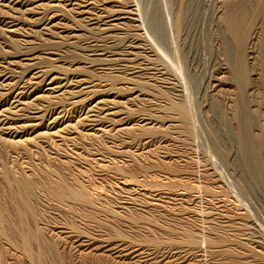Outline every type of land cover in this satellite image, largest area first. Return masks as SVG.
Segmentation results:
<instances>
[{"label": "rangeland", "instance_id": "374dc122", "mask_svg": "<svg viewBox=\"0 0 264 264\" xmlns=\"http://www.w3.org/2000/svg\"><path fill=\"white\" fill-rule=\"evenodd\" d=\"M87 1L0 0V264H264L263 17L242 79L219 21L257 0Z\"/></svg>", "mask_w": 264, "mask_h": 264}, {"label": "bare ground", "instance_id": "6f19581e", "mask_svg": "<svg viewBox=\"0 0 264 264\" xmlns=\"http://www.w3.org/2000/svg\"><path fill=\"white\" fill-rule=\"evenodd\" d=\"M86 4L84 3V7L86 6H89V4H91V1H87L86 0ZM94 2V1H93ZM219 3V2H218ZM221 3V2H220ZM80 4V3H79ZM82 4V3H81ZM250 4V3H248ZM203 5V4H202ZM247 5V4H246ZM82 6V7H83ZM194 6V5H192ZM221 4L219 5V8H218V12L220 13V10H223L222 8H220ZM248 6V5H247ZM253 6V5H252ZM160 7V6H159ZM158 7V4L156 3L155 4V7H153V13H151V17H150V21H149V24L151 26V29L153 30L154 34L158 37V41H160L159 43L164 46V47H171L173 48V40H172V34H171V28L172 26H170L171 24V20H170V15L169 14H166L164 11L165 8L162 9ZM97 8V7H96ZM201 8V7H199ZM227 8V7H226ZM121 9V8H119ZM192 9V8H191ZM225 9V8H224ZM124 10V9H123ZM217 10V9H216ZM125 13H128V14H134L132 10H125L123 11ZM122 12V13H123ZM188 12H190L188 9L187 10H184V12H182V14H179L174 22L176 24V26L178 25V28L179 26L181 27V29H183V27L185 26V28H187V26L190 24L192 18L190 16L187 17V14ZM222 12V11H221ZM259 13H262V17H263V20L262 21V25L261 23H259L262 27L260 28L261 29V34L259 32V34L262 38V45L263 46V51L262 53V58L261 59V69H262V87H263V92H264V0H257L256 1V5H254V7H251V8H243L242 7V10L240 11H236L234 8H227V10H225V12L221 15V19L219 20L220 21V24L222 25V31H223V34H225L226 36H224V50H225V53H226V57L228 58V60L230 61L229 63H231L233 65V68H234V71L236 73V75L239 77V78H243V75H244V66H243V61H242V54L244 53L243 49H244V45L245 43L247 42L246 40L248 39L249 37V31H250V20L257 14ZM112 14V12H111ZM193 14V13H192ZM114 15V14H113ZM113 15H102L103 17L100 18L99 16V20H98V24H105L106 27H109L112 26V22L110 23V21L112 20L111 18L113 17ZM190 15V14H189ZM96 16V15H95ZM261 16V15H260ZM259 16V17H260ZM97 17V16H96ZM258 17V16H257ZM87 18V17H86ZM92 18V17H90ZM95 18V17H94ZM92 18V19H94ZM134 18V17H133ZM97 19V18H96ZM114 19V18H113ZM142 19V17H141ZM90 20V19H89ZM205 20V19H204ZM214 20V19H213ZM92 21V20H91ZM260 21V22H261ZM214 22V21H213ZM250 23V24H249ZM97 24V25H98ZM115 25V24H113ZM118 25V24H117ZM192 25V24H191ZM253 25V23L251 24ZM100 26V25H99ZM175 26V25H174ZM254 26V25H253ZM190 27V26H189ZM113 28V26H112ZM111 28V29H112ZM148 28V27H147ZM101 29H105L104 27H101ZM177 29V28H176ZM251 29H252V26H251ZM259 29V28H257ZM104 31V30H103ZM259 31V30H258ZM189 32V31H188ZM251 32V31H250ZM220 33V32H219ZM147 34V33H146ZM180 34V33H179ZM212 36V35H211ZM255 36V35H254ZM253 36V37H254ZM156 37V38H157ZM228 37V38H227ZM257 37V36H255ZM254 39V38H253ZM257 40H258V37H257ZM175 41V40H174ZM250 41V40H249ZM252 41V40H251ZM134 43V42H133ZM192 43V42H191ZM233 44V46H232ZM172 45V46H171ZM258 45V44H257ZM131 51V50H130ZM117 53V52H116ZM123 53V51H122ZM261 56V55H260ZM127 59V58H126ZM187 66V65H186ZM118 67V66H117ZM125 67V66H124ZM141 68V67H140ZM152 69V68H151ZM153 70V69H152ZM157 72V71H156ZM187 73V72H186ZM165 76V75H164ZM188 78V77H187ZM202 78V77H201ZM200 78V80H202ZM206 78V77H205ZM182 79V78H181ZM192 80V78H191ZM199 80V82H200ZM240 80V79H239ZM238 80V81H239ZM187 82V81H186ZM205 81H203L204 83ZM185 83V82H184ZM191 83V82H190ZM203 83H198V84H195L194 88H197V89H201L202 86H203ZM183 85V84H182ZM181 85V86H182ZM186 85V84H185ZM183 86V90H185V87L186 86ZM202 85V86H201ZM53 87V86H52ZM187 90L188 87H186ZM182 90V89H181ZM186 90V91H187ZM184 91V92H186ZM205 91V90H204ZM183 92V91H182ZM189 92V91H188ZM185 94V93H184ZM245 94V93H244ZM244 94L241 95V99H240V105H239V110L237 112V115H236V121L238 122V125L237 126H240L243 133L241 134V136H237L236 137V141L237 143H239V145H243L245 144L246 142H251L250 140V135L248 134V130L251 128V127H254L255 124H254V119L251 115V112H249V104L247 103L246 101V98L244 96ZM195 95V94H194ZM186 97H187V92H186ZM198 97V96H197ZM188 98V97H187ZM100 101V100H99ZM192 103V102H191ZM195 103V102H194ZM238 106V105H237ZM189 110V109H188ZM3 111V110H2ZM183 111H186V109H184ZM187 116V111L185 113ZM190 114V112H189ZM190 116V115H189ZM198 118V117H197ZM92 119V118H91ZM200 122V121H199ZM197 125V124H196ZM202 127V126H201ZM101 129V128H100ZM103 130V129H102ZM109 131V130H107ZM101 132V130H100ZM209 133H214L213 131H208ZM204 134V133H203ZM211 135V140H210V148L214 149L215 150V153H216V156H218V159L223 161L224 157L222 156V154L219 152V147L221 146L220 144V141H219V137L216 138V136H214L213 134H210ZM208 136V135H207ZM227 136V135H226ZM222 141V140H221ZM261 145H257L259 147V149L257 151L253 150L251 152V155H252V158H253V162L254 164H256V162H258V159H259V162H263L264 160V143L261 141ZM255 144V143H253ZM146 150V149H145ZM214 156V155H213ZM212 156V157H213ZM214 160V159H213ZM217 160V159H215ZM218 161V160H217ZM137 181V180H136ZM140 182V181H139ZM124 200V199H123ZM130 202V201H129ZM129 204V203H128ZM81 243V242H80Z\"/></svg>", "mask_w": 264, "mask_h": 264}]
</instances>
